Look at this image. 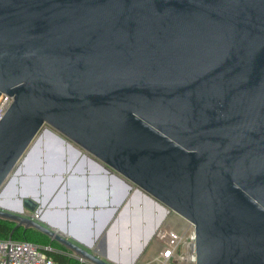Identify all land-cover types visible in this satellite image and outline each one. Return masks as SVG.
Instances as JSON below:
<instances>
[{
	"label": "water",
	"instance_id": "obj_1",
	"mask_svg": "<svg viewBox=\"0 0 264 264\" xmlns=\"http://www.w3.org/2000/svg\"><path fill=\"white\" fill-rule=\"evenodd\" d=\"M1 92L0 219L87 263L133 264L12 189L51 133L192 222L196 264H264V0H0Z\"/></svg>",
	"mask_w": 264,
	"mask_h": 264
},
{
	"label": "crops",
	"instance_id": "obj_2",
	"mask_svg": "<svg viewBox=\"0 0 264 264\" xmlns=\"http://www.w3.org/2000/svg\"><path fill=\"white\" fill-rule=\"evenodd\" d=\"M44 141H46V139H44ZM46 142H48L47 146H42L40 152L37 155H33V154L30 155L28 158L29 161L27 160L25 164L23 163L21 164L22 189H23L22 198L33 197L32 195L33 193L28 191V189L26 188L27 186H29L27 185L29 184V175L32 174L40 178V186L37 188L40 194L34 198L38 200L41 209L46 208L45 210H43V213L45 215L43 216L42 222L44 224H47L52 229L60 233H63L70 240L74 241L76 244L83 245L84 241L79 238L81 236L78 235L76 231L71 233L66 232L65 230L66 224H64V221L72 224L73 226L79 225L80 226L79 228H81L79 232L84 234L85 229L82 224L84 223L85 217L79 212V210H77V208L82 207V204L87 199L91 200L96 207L103 205L107 200H109V203L112 204L113 207L115 208L113 218L111 219L112 222L111 225L114 223L115 225H114V229L113 228L111 229L112 232L110 230V241L111 240L116 241L117 238L121 241L126 240V244H125L126 248H124L123 250L126 249L128 251V253H124V254L128 255L131 260L134 259V256L136 255V251H139V254L136 256V260L132 262L133 264H135V262L139 260V258L141 257V255L143 254L146 248L153 247L155 251L159 249L158 246L154 245V242H152L153 241L152 234L154 233L157 227L159 229L160 226H163L165 224L166 216L169 214V212H167L161 204L156 203L155 201L147 197L144 193L139 192L136 187H133L132 189L127 188V194L125 195L124 198H122V194L125 186L121 177L117 173L111 170L107 171L103 169L101 166H99L100 162L96 158L86 153L84 150H82L75 144L69 143L68 140L62 142L58 138L53 137L52 139H48V141ZM54 145H60L64 148H71L79 151L76 152L77 159L83 160L84 162H87L91 166H93L97 171L96 176L98 177L109 176L110 179L113 181L112 183L116 182V185H114L112 192H110L108 196V199H106V186H107L106 181L101 182L99 178L91 180L92 178H95V175L94 174L92 175V172L89 167L88 168L86 167L85 169H81V165H80V168L78 169L73 167L71 170L61 173L60 171L61 162L65 160L66 156L54 150L53 149V147H55ZM44 163L47 164L48 167L43 168L42 166L44 165ZM60 175H62L64 180L67 181L66 188L62 193L59 192L60 191L59 188L61 185L64 184V182L60 183L59 180ZM42 178H45V182L42 180ZM43 183L45 184L44 187H42ZM34 188L35 186L31 185V189L33 190ZM44 200L46 201V204L44 203ZM48 204H50V206ZM71 206L73 209L72 212L71 213L68 212L65 214L63 212L65 208ZM48 208L49 211L52 212L51 214L52 217H49L48 215ZM26 212L29 213V211ZM134 215L138 218L140 217L141 218L140 219L135 218ZM103 218H104L103 215L97 216L96 220H102ZM139 220H141L140 221L141 223L138 222ZM129 221L131 222V224L132 223L133 224L132 225L129 224L130 223ZM170 222L172 221L170 220ZM137 223L138 225L140 223V227L139 226L137 227ZM124 228H126V230ZM138 229L140 232H138ZM121 231H123L124 233ZM104 234L106 233H103L102 235L105 236ZM130 239L131 241L129 242ZM129 248L132 249L129 250ZM134 248L136 249L134 250ZM95 250L101 255L103 254L102 252L103 250L101 251L99 247ZM71 259H75V258H71ZM83 264H90V263H83Z\"/></svg>",
	"mask_w": 264,
	"mask_h": 264
},
{
	"label": "rangeland",
	"instance_id": "obj_3",
	"mask_svg": "<svg viewBox=\"0 0 264 264\" xmlns=\"http://www.w3.org/2000/svg\"><path fill=\"white\" fill-rule=\"evenodd\" d=\"M52 138L53 137H52L51 133L44 134V136H42L40 142L37 144V146L32 151V154L37 155L40 152L42 146H47L48 142H46V141H48V139H52ZM44 139H46V141H44ZM54 146H55V147H53L54 150L58 151L59 153L64 154V156H66L65 160L61 162V166H60L61 173L66 172L68 170H71L73 167L78 169V168H80V165H81V169H85L86 167L87 168L89 167L91 172H92V175L93 174L95 175V178H92L91 180L99 178L101 180V182L106 181V184H107V186H106V199H108V196H109L110 192H112L114 185H116V182L112 183L113 181L110 179L109 176H106V177L96 176L97 171L95 170V168L93 166H91L87 162H84L83 160L77 159L76 150L71 149V148H64L60 145H54ZM42 167L46 168V167H48V165L44 163V165ZM64 177H66V176H64ZM42 180L45 182V178H42ZM59 180H60V183L64 182V184L61 185L59 188L60 189L59 192L62 193L66 188V182L67 181L64 180L62 175L59 176ZM20 182H22L21 171L19 174L16 175L15 180L11 183L12 189H14V190L18 189V188L21 189L22 186L20 187V184H21ZM27 185H29V186H27L26 188L28 189V191L33 193L32 194L33 197H37L40 194L39 191L37 190V188L40 186V178L38 176H34L32 174L29 175V184H27ZM31 185L35 186V188L33 190L31 189ZM44 185L45 184L43 183L42 187H44ZM124 186L125 187L123 190L122 198H124L125 195L127 194V187L125 184H124ZM22 193H23V189H22ZM7 198H9V197H6V196L0 197V200L4 201ZM19 198H20V196L15 192H14L13 197H11V199H13L14 202L18 201ZM44 203L46 204L45 200H44ZM48 205L50 206V204H48ZM38 207L40 209V213L44 216L45 214L43 213V210H45L46 208L41 209L39 203H38ZM72 210L73 209L71 206V207L65 208V210L63 212L65 214L68 212L71 213ZM77 210H79V212L82 215H84V217H85L84 223L82 224L84 229H85L84 234L79 232L81 229V228H79L80 227L79 225L73 226L72 224L67 223L65 221H64V224H66V226H65L66 232L71 233V232L76 231L77 234L81 236L79 238L82 239L84 241V243H83V245L79 244L80 246H82L83 248H85L86 250H89V251H94L95 249H97L99 247V249L101 251L103 250L102 251L103 254L105 252L108 255L110 253H112L111 251H119L122 253H128V251L126 249L123 250L124 248H122V247H119V246L115 247L117 244L114 245L115 241H112V240L110 241V235L108 236V240H106V238H105L107 233H109L112 228L114 229V225H115V223L111 225V223H112L111 219L113 218L115 208L113 207L112 204L109 203V200H107L103 205L96 207L91 200L87 199L82 204V207L77 208ZM29 213L33 214L35 212L29 211ZM51 214H52V212H50L49 208H48L49 217H52ZM101 215H103L104 218L102 220H96V217L101 216ZM170 220L172 221L171 222L172 224H170L172 227L170 226V229H175V231L182 232L181 230L184 229L185 221H182V219L179 221V216L176 215L172 211H170L169 214L166 216L165 224L167 222L170 223ZM111 232H112V230H111ZM103 233H106V234H104L105 236L102 235ZM124 241L123 240L121 241V245L123 243L126 244V240H124ZM129 242H130V240H129ZM107 243H108V246H107ZM131 249L132 248H129V250H131ZM123 251H125V252H123ZM158 252H159V249L157 251H155L153 247L152 248H150V247L146 248L144 250L143 254L141 255V257L139 258V260H137L135 262V264H143V263L148 264L152 260H154V262L152 264H159L158 262H155V258L157 257ZM125 255L126 254H124V256H122L121 259L118 257V260L123 262L122 259H123V257L126 258ZM126 256H128V255H126ZM135 260H136V257H134L133 261H135Z\"/></svg>",
	"mask_w": 264,
	"mask_h": 264
},
{
	"label": "built area",
	"instance_id": "obj_4",
	"mask_svg": "<svg viewBox=\"0 0 264 264\" xmlns=\"http://www.w3.org/2000/svg\"><path fill=\"white\" fill-rule=\"evenodd\" d=\"M12 102V96L4 92L0 93V121ZM26 214L33 219L39 218L38 212ZM181 219L185 221L184 229H180L182 232L170 229L171 222L160 226L156 231L152 241L159 248L155 262L159 264H196L195 226L192 222L179 216V221ZM49 252H53L50 247L42 248L32 243L12 239L0 240V264H58L49 255ZM65 255L75 258L80 263H87L72 252H65ZM153 262L154 260L147 263L152 264Z\"/></svg>",
	"mask_w": 264,
	"mask_h": 264
},
{
	"label": "trees",
	"instance_id": "obj_5",
	"mask_svg": "<svg viewBox=\"0 0 264 264\" xmlns=\"http://www.w3.org/2000/svg\"><path fill=\"white\" fill-rule=\"evenodd\" d=\"M8 239L32 243L42 248L50 247L53 249V252H49V255L58 264H83L78 260L71 259L66 256L65 252L69 251L64 246L52 240L47 235L34 229L26 230L24 227H16L15 223L0 219V240Z\"/></svg>",
	"mask_w": 264,
	"mask_h": 264
},
{
	"label": "bare ground",
	"instance_id": "obj_6",
	"mask_svg": "<svg viewBox=\"0 0 264 264\" xmlns=\"http://www.w3.org/2000/svg\"><path fill=\"white\" fill-rule=\"evenodd\" d=\"M54 142H55V140H54ZM60 143H61V142H60ZM61 144H62V143H61ZM31 155H32V154H31ZM28 161H29V160H28ZM31 162H32V161H31ZM31 162H30V163H31ZM24 170H25V169H24ZM135 212H136V211H135ZM134 216H135V215H134ZM141 216H142V215H141ZM122 217H123V216H122ZM142 217H143V216H142ZM135 218H138V217L135 216ZM140 218H141V217H140ZM140 218H138V219H140ZM143 218H144V217H143ZM123 220H124V219H123ZM123 220H122V221H123ZM141 220H142V219H141ZM141 220H139L138 222H140ZM124 221H125V220H124ZM130 221H131V220H130ZM130 221H129V222H130ZM132 221H133V220H132ZM136 221H137V220H136ZM152 221H153V220H152ZM152 221H151V222H152ZM134 222H135V221H134ZM121 223H122V222H121ZM123 223H124V222H123ZM127 223H128V221H127ZM140 223H141V222H140ZM140 223H139V225H138V223H137V227H138V226L140 227ZM129 224H131V222H130ZM132 224H133V223H132ZM132 224H131V225H132ZM135 224H136V223H135ZM135 224H134V225H135ZM119 225H120V223H119ZM124 225H126V224H124ZM131 225H130V226H131ZM120 227H121V226H120ZM125 227H126V226H125ZM127 228H128V227H127ZM129 228H130V227H129ZM132 228H133V227H132ZM134 228H135V227H134ZM124 229L126 230V228H124ZM136 229H137V228H136ZM142 229H143V228H142ZM122 230H123V227H122ZM119 231H120V230H119ZM143 231H144V230H143ZM121 232H123V231H121ZM125 232H126V231H125ZM138 232H140L139 229H138ZM123 233H124V232H123ZM136 233H137V232H136ZM144 234H145V233H144ZM119 236H120V235H119ZM140 237H141V236H140ZM124 238H125V237H124ZM115 239H116V238H115ZM117 239H118V238H117ZM117 239H116V240H117ZM136 239H137V238H136ZM118 240H119V239H118ZM119 241H121V240H119ZM123 241H124V240H123ZM130 241H131V239H130ZM124 242H125V241H124ZM116 243H117V242H116ZM116 243H115V244H116ZM122 243H123V242H122ZM122 245H123V244H122ZM126 246H127V245H126ZM125 257H127V256L125 255Z\"/></svg>",
	"mask_w": 264,
	"mask_h": 264
},
{
	"label": "flooded vegetation",
	"instance_id": "obj_7",
	"mask_svg": "<svg viewBox=\"0 0 264 264\" xmlns=\"http://www.w3.org/2000/svg\"><path fill=\"white\" fill-rule=\"evenodd\" d=\"M116 242H117V244H118V243H120V241H115V243H116ZM126 258H127V259H130V257H129V256H127Z\"/></svg>",
	"mask_w": 264,
	"mask_h": 264
}]
</instances>
